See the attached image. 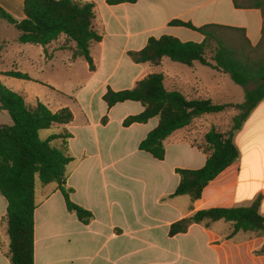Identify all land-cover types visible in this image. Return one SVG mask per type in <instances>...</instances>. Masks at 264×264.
<instances>
[{"label": "crops", "instance_id": "0c3cea01", "mask_svg": "<svg viewBox=\"0 0 264 264\" xmlns=\"http://www.w3.org/2000/svg\"><path fill=\"white\" fill-rule=\"evenodd\" d=\"M73 1L95 4V26L102 36L90 49L95 70L90 71L83 59L72 60L70 51H59V43L46 50L37 46L42 54L37 62L40 66L35 67L43 68L40 73L79 69L80 76L75 78L79 85L74 89L54 81L42 82L49 85L51 93L46 101L36 102L53 113L63 108L72 112L73 120L65 127L72 136L68 149L73 158L66 167L65 187L73 191L70 200L90 212L93 219L82 224L68 212L56 184L38 187L36 183L34 264H264V253H260L264 239L239 232L227 240L232 226L223 221L209 229L193 224L186 233L168 235L171 224L197 211L246 207L259 197V213L264 217V100L233 134L239 160L210 182L194 203L187 196L170 198L180 182L176 169L203 168L207 156L193 142H200L211 128L227 132L238 110L229 107L193 120L164 141L165 157L158 161L139 150L158 119L124 127L126 118L143 112L142 105L126 101L109 109L103 101L108 89L130 90L148 75L162 74L165 88L180 92L187 100L208 98L217 105L234 106L236 95L244 98V89L233 86L222 72L199 63L192 67L169 59L168 63L166 58L158 67L136 64L127 53L140 51L149 38L163 35L182 42L203 40L197 32L169 26L172 20L195 27L219 24L243 28L255 46L261 39L260 12L236 10L231 0H139L116 6L107 5V0ZM0 7L17 21L24 19L23 0H0ZM5 42L4 53L10 56ZM1 51L2 47L0 58ZM229 110L236 112L227 115ZM61 129L50 131L53 134ZM6 208L0 194V264H11L5 255L9 239L2 222Z\"/></svg>", "mask_w": 264, "mask_h": 264}, {"label": "trees", "instance_id": "16d2710c", "mask_svg": "<svg viewBox=\"0 0 264 264\" xmlns=\"http://www.w3.org/2000/svg\"><path fill=\"white\" fill-rule=\"evenodd\" d=\"M139 0H107L109 6L135 4ZM236 10H257L262 18L261 39L253 46L243 28L206 24L195 27L190 22L172 20L171 27H183L199 33L200 43L182 42L176 37L163 35L149 38L140 51H129L130 60L136 64L161 65L169 59L187 67L199 63L229 76L231 81L244 89V103L240 106L217 105L208 98L187 100L180 92L168 91L162 74H151L139 81L133 89L114 92L110 89L103 101L110 109L126 101L138 102L143 112L130 116L124 127L134 123L144 124L158 119L157 127L139 144V150L158 161L164 160V141L175 132L188 127L193 120L204 115L219 114L227 108L239 110L227 132L211 128L200 142L193 144L207 160L199 170L176 169L180 182L170 198L187 196L192 203L201 198L204 188L219 174L240 158L233 141L251 111L264 100V0H231ZM24 19L15 20L0 7V18L17 32V43L46 47L59 43V51H70L71 59H83L89 70L95 67L90 55L92 45L102 41L95 26V4L73 0H23ZM1 50V47H0ZM2 76L30 80L27 74L16 71ZM252 89H249L250 87ZM0 110L6 111L13 124L0 126V194L7 202L2 222L9 239L6 257L11 264H34V212L37 208L35 189L37 180L42 185L56 184L68 212L74 213L84 225L93 215L70 200L73 192L66 189V167L73 161L68 141L71 134L65 129L73 120L72 112L63 108L55 113L37 102L26 104L24 98L0 82ZM106 123V118L102 119ZM60 128L58 133L41 140L44 130ZM261 198L240 208H212L195 212L190 217L171 224L168 235L186 233L193 225L205 229L223 221L232 226L230 240L239 232L264 239V217L259 213ZM0 250L3 246L0 245ZM260 253H264V246Z\"/></svg>", "mask_w": 264, "mask_h": 264}, {"label": "rangeland", "instance_id": "374dc122", "mask_svg": "<svg viewBox=\"0 0 264 264\" xmlns=\"http://www.w3.org/2000/svg\"><path fill=\"white\" fill-rule=\"evenodd\" d=\"M17 38V32L14 30L12 26H10L5 20L0 18V45L2 47L1 58H0V73L3 74V70L6 71H14L17 69L22 73L29 74L32 80H27L25 82L20 81L15 78H8L0 75V82L2 85L10 89L11 91L17 93L20 96H23V93L27 95V103L28 105L34 106L37 102L36 99H40L41 101H46V97L50 96L51 88L49 85L41 84L49 83L54 81L57 85L69 86L70 89H74L78 87V81H75L77 76H80L79 69L71 70V72L59 71L55 72V74H45L40 73L43 68H36L35 66H40L39 62L41 60V51L40 47L34 45H24L18 44L15 39ZM9 45V49L7 50L10 53V56L5 55L6 51V42ZM21 50V51H20ZM18 55L21 56L20 59L15 58ZM168 63L170 61L166 59ZM37 64V65H36ZM41 69V70H40ZM72 76V77H70ZM228 78V77H227ZM74 80V81H71ZM230 80V79H229ZM231 84L235 86L237 89L242 90L240 86L234 84L232 81ZM43 85V86H42ZM252 87V86H251ZM234 106L242 105L244 103V98H241L240 95H236L233 102ZM236 111H226L227 115L233 114ZM239 114V110L237 115ZM236 115V116H237ZM235 117V116H234ZM233 117V118H234ZM232 118V119H233ZM13 122L6 111L0 110V126H12ZM232 125V120L231 124ZM51 135L50 130L41 131L39 137L41 140L47 139ZM37 186L40 187L41 183L37 180ZM2 242H5L4 236H2Z\"/></svg>", "mask_w": 264, "mask_h": 264}]
</instances>
